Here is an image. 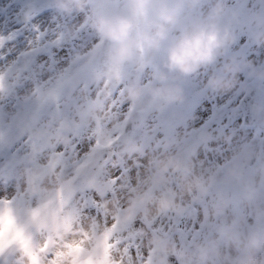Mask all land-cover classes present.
I'll return each instance as SVG.
<instances>
[{
  "label": "flooded vegetation",
  "instance_id": "af4514ba",
  "mask_svg": "<svg viewBox=\"0 0 264 264\" xmlns=\"http://www.w3.org/2000/svg\"><path fill=\"white\" fill-rule=\"evenodd\" d=\"M101 1H106L111 11H120L125 4V0H99L100 3ZM223 3L224 13L221 19L222 22L230 24L232 41L213 65L176 81L181 88V98L155 108L143 103L133 104L122 98V91L115 92L114 94H118L116 99H123L126 103L121 115L122 124L118 136L126 121L130 120L131 124H137L124 148L121 151L118 150V145L115 143L109 155L106 148L97 149L95 146H90L88 148L90 156H88V151L86 152L89 160L83 159L77 172H71V174L70 171L66 170L67 173L64 171L66 166L70 168L69 162L61 166L62 197L66 202L70 200L68 194L70 195V192L75 190L80 202L93 206L92 199H106V196L100 193L106 190L107 193H115L114 196L109 195L107 198L105 205L107 213L114 209L113 202L122 205L119 208L115 207L118 211L113 219V222L121 224L119 231L121 233L117 235L118 237L112 238L114 244L117 238H120L122 242L109 250L107 259H105L106 230H102L94 219L84 216L79 225L76 222L73 224L77 227V240L73 242L76 247L79 246L82 249L79 258L74 259L72 256L71 261H68L64 257L61 264H147L149 259L152 264L158 254L153 243L155 238L169 242L173 249L191 248L192 242L197 241L207 227V212L209 207H213L208 203L211 200L214 205L224 200L225 205L237 209V185L231 183L228 170L233 165H230L232 162L235 163L243 157L244 145L236 151V155H230L229 130L233 125H236L238 130H252V137L255 140L256 131L259 137L264 134V95L257 122L255 115L256 87H259L256 79L264 76V42L258 41L256 37L260 23L264 21V0H223ZM210 4L211 0H200V3L188 10L186 14L189 16L203 14ZM78 30L79 27L75 28V31ZM0 37L3 38L0 41V77H2V86H0V201L4 202L5 180H8V184H14V187H7V190H11L10 193L20 194L21 192L18 189V183L9 180L19 178V172L15 168L21 161L19 140L22 138V131L20 130V113L17 112L21 96L16 64L17 58L20 61L16 53L18 47H15V40L12 36L7 39L4 33L0 32ZM163 47L164 45L143 69L137 66L135 59L126 61L128 65L126 77L119 86L123 88L134 79H138L141 84L149 83L152 79L151 74L161 68L160 56ZM6 49L9 53L3 52ZM5 61L9 65L8 73H2L1 64ZM229 61H234L237 66V71L232 77V86L227 89H209L207 87L209 78ZM262 82L264 84V79ZM251 120L254 122L252 126L245 125V122ZM77 128H73L71 136L66 137V144L61 150L62 154H65L66 150H71L67 143H70L71 137H76ZM26 136L30 137L31 133L27 132ZM26 148L30 151L32 147L27 146ZM85 149V146L78 145L76 151L81 154ZM101 151L104 160H111L114 164L109 182L108 179L101 182L99 177H93L88 170L93 163L96 164L100 160L98 155ZM169 155L190 163L194 174L202 175L205 179L212 177L207 191L202 195H197L195 192L185 195L178 176L175 173H169V187L179 194L177 198L179 206L182 205V209L188 211L187 223L172 216L167 220L164 219L165 216H169L170 212L174 214L176 209H169L151 217L144 214V207L155 191V188L146 184L145 180L155 171L156 160ZM24 184L28 190L26 172ZM228 184L231 186L229 191H226ZM140 189H143V202L136 199V193ZM129 206L135 209L134 213H129ZM195 209L202 211L203 218L199 224L193 222L190 217L192 210ZM86 212L89 215L94 214L95 211L93 208ZM219 214H213V217L218 218ZM111 215L114 213L111 212ZM113 222H109V226ZM212 222L214 221H211V225ZM185 223L187 225L182 227ZM34 225H31V230L34 229ZM217 225L220 226L219 222H215L213 228L217 229ZM192 227H194L193 230ZM63 229H65L64 226ZM186 231L191 237L189 241L182 243V233ZM69 233L71 232L67 233L66 239ZM208 235L209 231L200 240H209ZM149 237L151 245L146 248ZM217 237L220 239L219 234ZM49 238L47 236L46 240ZM126 246L131 254L128 253L125 256L123 249ZM68 253L69 251H64L62 254L67 255ZM116 254L118 259H116ZM165 259L167 264H180V258L175 251H169ZM137 260L140 262L136 263Z\"/></svg>",
  "mask_w": 264,
  "mask_h": 264
},
{
  "label": "rangeland",
  "instance_id": "374dc122",
  "mask_svg": "<svg viewBox=\"0 0 264 264\" xmlns=\"http://www.w3.org/2000/svg\"><path fill=\"white\" fill-rule=\"evenodd\" d=\"M32 1L34 0H0V32L4 33V37L6 36L8 39L12 36L16 41L22 35V30L28 26H31L34 30V35L37 34V42L31 46L18 47L16 51L17 57L19 56L20 59L19 61L17 58L16 64L18 69L17 74L19 75L18 88L21 91L17 112L20 113V130H26L22 132V138L19 140L21 144V161L15 168L19 172V178L9 181L18 183V189L21 192L19 196L6 190L5 200L3 203H0V213L11 214L16 221L17 228L23 232V238H5L6 243L10 246L0 255V264H61L64 257L68 261H71V257L75 255L73 251L76 247L73 242L74 237L69 245L65 242V238L68 232L74 235L72 232L73 228L77 230V227H74L75 225L73 224L76 222L79 225L84 216H87L88 219H94L98 222L99 227L102 230H106V233L109 222H113L115 214L118 211H116L117 208L115 207H122L118 202H113L114 209H111L110 213L106 212L105 205L107 198L109 195H115L113 192L111 194L107 193L106 190L100 192L101 195L106 196V199H92L94 202L93 206L84 204L82 201L80 202L76 197L78 195L75 190H72L70 195L68 194L70 200L66 202L65 198L62 197V186L59 185L62 184V180H60V168L63 164L69 162L71 165L70 168L66 166L64 170L66 173L67 171H70V173L77 172L82 160L85 158L89 160L86 152L88 151V156H90L88 148L90 146L96 147L97 137L107 139L112 130L122 124L121 115L126 103L123 102V99H116L118 94H114L115 92L122 91L123 88L121 86L111 92V100L114 99L116 104L112 108L111 118L106 124V128H96V121L99 118L88 124L76 123L83 116L80 106L96 98L97 92L100 90L104 80V78L93 79L97 58L96 45L98 44V37L88 26L87 16L94 7L109 10L108 3L106 1H101L100 3L99 0H89L88 5L79 11L80 18H78L77 22H73L75 9L67 13L58 9L46 10L42 13H52L50 18L52 26H45L44 31H40L34 26L33 19L41 13L35 14L29 22L21 24H17L14 18L21 4ZM12 24L15 26H12ZM77 27H79V30L75 31ZM5 48L8 47L5 46ZM56 48H64L69 52L70 66L68 68L55 69L57 60L54 57V53ZM3 52L9 53L8 49ZM38 57H44V59L38 60ZM46 64L51 68L52 74L42 82H39L35 70L38 67H44ZM1 66L3 68L2 73H8V62L5 61ZM27 82H32L33 86L30 91L25 89ZM33 94L35 95L33 96ZM65 125L70 127H65ZM236 127V125H233L231 130H229V152L230 155H236V151L244 145L243 157L247 156L248 158L242 163L240 171L243 178H249L257 173L261 166H264L257 161L261 151L259 136L256 132L255 140L252 137V130H238ZM73 128H77L75 131L76 137H71L70 143H67L71 150H66V153L62 154V146L66 144V137L71 136ZM104 130H107L106 136L102 135ZM27 132L31 133L30 137L26 136ZM84 140L87 142H83ZM78 145L86 146L85 151L81 154H78L76 151ZM27 146L32 147L30 151L27 150ZM102 155L101 151L98 155L100 160H96L97 163H93L88 170L93 177H99L101 182H104V179H108L109 182L111 181V177H109L110 172H113L114 164L111 160H104ZM243 157L238 160H242ZM52 164L55 165L53 166ZM232 164L234 162L230 165ZM26 165L33 172L38 173L44 178L40 192L35 197H32L25 188ZM230 180L233 185H237V209L235 210V208L225 205L222 214L220 213L219 217L215 218L212 214L213 207H209V211L207 212V227L197 240L202 239L208 231L210 239H218L219 229L227 224L233 215H240L249 223L252 222L251 210L244 205L240 196V183L233 177ZM10 185L12 186L6 185L5 187H14V184L11 183ZM230 186L229 184L226 186V191H229ZM208 203L212 206L214 205L213 200ZM40 207L44 210L40 211ZM92 207L95 211L94 214L90 213L87 215L86 210L89 209L91 211ZM247 209H249L248 212ZM192 211L193 213L190 217L193 222L199 224L202 218V211L200 209ZM111 212L114 215H111ZM36 213H38L37 216ZM171 216L179 218L180 220H178L181 222L187 223L189 214L180 205L174 214L170 212L169 216H165L164 219L167 220ZM34 218H36L34 229L31 230L30 228L27 232L28 227L34 223ZM47 221L50 222L47 228L39 227L41 223ZM211 221H214L212 225ZM215 222H219L220 224V226H216L217 229L213 228ZM62 223L65 229L62 228ZM186 223L182 227H185ZM188 234V231L182 233V243L190 239L191 236H188ZM47 236L50 237L49 244L48 248H44V245H47ZM150 245L151 238L149 237L146 248ZM64 251H69V253L64 255L62 254ZM56 253L60 255L57 256L55 255ZM128 253L131 254L130 249H128ZM58 261L60 262L58 263ZM138 262L140 261L137 260L136 263Z\"/></svg>",
  "mask_w": 264,
  "mask_h": 264
},
{
  "label": "clouds",
  "instance_id": "9594fccd",
  "mask_svg": "<svg viewBox=\"0 0 264 264\" xmlns=\"http://www.w3.org/2000/svg\"><path fill=\"white\" fill-rule=\"evenodd\" d=\"M53 3L58 10L67 13L84 9L89 0H53ZM199 3L200 0H125L120 11L92 8L87 24L99 38L98 44L102 41L97 50L107 62L103 82H108V88L102 89L100 98L80 106L83 116L76 123L88 124L109 115L107 104L111 100L112 87L123 77L121 65L135 59L137 66L143 69L161 51L162 45L161 68L151 74V81L141 84L134 79L123 87L121 96L133 104L143 103L155 108L179 100L181 88L176 81L213 65L233 38L230 24L221 19L223 0H211L203 14H186ZM256 37L264 42V21ZM236 71L234 61L224 63L209 78L207 87L211 90L230 88ZM102 135L106 136L107 130ZM247 158L235 162L228 172L240 183V196L251 210L252 222L234 215L219 229L220 239L193 241L190 249H173L169 242L155 238L153 243L158 254L152 264H167L165 255L169 251H175L180 264H264V166L252 177L243 178L240 168ZM169 173L178 176L185 195L193 192L202 195L212 180L211 176L205 179L194 174L191 164L177 157L158 158L155 171L145 180L155 188L144 207L148 217L179 209V194L169 187ZM136 199L143 202V189L137 191ZM225 203L221 200L213 205L212 214L223 212ZM128 211L131 214L135 209L129 206Z\"/></svg>",
  "mask_w": 264,
  "mask_h": 264
},
{
  "label": "snow or ice",
  "instance_id": "6c2138e0",
  "mask_svg": "<svg viewBox=\"0 0 264 264\" xmlns=\"http://www.w3.org/2000/svg\"><path fill=\"white\" fill-rule=\"evenodd\" d=\"M3 38L0 37V41H2ZM102 44V41L96 45V48L98 49ZM140 55L143 56V49H140ZM0 86H2V77H0ZM108 88V82L105 80L100 88V90L97 92V98H100L103 95L102 89ZM116 101L110 100V102L107 104V111L109 115L104 116L102 118L97 119L96 121V128L97 129H103L106 128V124L109 122L111 118V111L112 108L115 106ZM119 125L112 130V133L109 134L107 139H100L97 137L96 140V148L97 149H105L109 148L115 140L119 138ZM0 203H3V201H0ZM120 223L113 222L110 226H108V230L105 233V259L108 257V252L111 248H113L116 244H120L122 241L120 238H117L115 241V244L112 242V238L114 236H117V234L120 231ZM6 237H15L16 239H22L23 238V232L17 228L15 219L11 216V214H3L0 213V255L4 253L7 247L10 245L6 243L5 238ZM118 237V236H117ZM75 255L74 259L79 258V253L82 251V249L77 246L73 249ZM124 255H128V247H124L123 249ZM55 255L59 256V253H56ZM147 264H151V259L147 261Z\"/></svg>",
  "mask_w": 264,
  "mask_h": 264
},
{
  "label": "water",
  "instance_id": "95a60500",
  "mask_svg": "<svg viewBox=\"0 0 264 264\" xmlns=\"http://www.w3.org/2000/svg\"><path fill=\"white\" fill-rule=\"evenodd\" d=\"M53 7H55L53 0H38L36 2H32L30 4L23 5L16 18L19 22L28 21L32 18L33 14L35 12H42L45 9H49V8H53ZM127 67H128V65L125 61L121 65L122 72H123L122 79H124L126 76ZM96 69H97L96 77L97 78L104 77V74H105L106 69H107V62H106V59L101 52H100L99 57H98L97 62H96ZM120 82H118L114 87H112V90ZM262 89H263V87L261 86L260 94H258V96L256 97V115L258 113V108H259V105L261 103L262 92H263ZM135 127H136V125L131 124V122H128L126 124L124 132L119 136V138L117 140H115V142L109 148H107L109 155L112 153V148H113V145L115 143L118 145V150L121 151L124 148L128 139L130 138L131 134L133 133ZM263 162H264V159H263ZM27 178H28V185H29L30 189L32 190V192L33 193L37 192L42 179L40 177L34 176L30 173H28Z\"/></svg>",
  "mask_w": 264,
  "mask_h": 264
},
{
  "label": "bare ground",
  "instance_id": "6f19581e",
  "mask_svg": "<svg viewBox=\"0 0 264 264\" xmlns=\"http://www.w3.org/2000/svg\"><path fill=\"white\" fill-rule=\"evenodd\" d=\"M80 10H75L73 15H74V19L73 22H77L78 18H80ZM52 16V13L50 12H45L42 14L37 15L33 21H34V26L38 28V30L40 31H44L45 26L50 27L52 26V23L50 22V18ZM12 26H15L14 24H12ZM34 30L31 28V26L26 27L22 30V35L19 37V39L17 38V40L15 41V47H25V46H31L33 45L35 42H37V34L34 35ZM54 57L57 60L55 69L56 70H60V69H65L70 65V58H69V52L67 50H65L64 48H56L55 49V53H54ZM44 59V57H38V60H42ZM36 75L38 76V80L39 82L45 80L46 78H48L50 76V74H52V70L46 65H44V67L42 68H36ZM32 82H27L25 89L27 91H30L32 89ZM83 142H87V141H83ZM86 147V146H85ZM8 188L3 190V193H6ZM6 191V192H5ZM249 209H247L248 212ZM72 232L74 233V235L72 234H68L67 239L65 238V241L67 242V244H70L69 242L72 241L73 237H74V241H76V229L73 228ZM116 259H118L117 254L115 255Z\"/></svg>",
  "mask_w": 264,
  "mask_h": 264
}]
</instances>
